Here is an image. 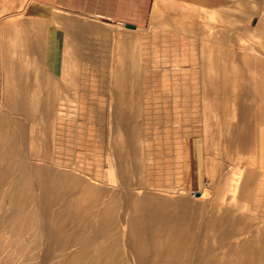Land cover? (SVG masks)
Here are the masks:
<instances>
[{
	"label": "rangeland",
	"instance_id": "obj_1",
	"mask_svg": "<svg viewBox=\"0 0 264 264\" xmlns=\"http://www.w3.org/2000/svg\"><path fill=\"white\" fill-rule=\"evenodd\" d=\"M243 1L238 28L165 5L130 29L0 0V264H264V11ZM58 15L98 35L14 36Z\"/></svg>",
	"mask_w": 264,
	"mask_h": 264
},
{
	"label": "crops",
	"instance_id": "obj_2",
	"mask_svg": "<svg viewBox=\"0 0 264 264\" xmlns=\"http://www.w3.org/2000/svg\"><path fill=\"white\" fill-rule=\"evenodd\" d=\"M39 2L55 5L64 9L68 13H84L96 17H105L114 21H123L127 24H133L140 26L143 22L150 20L152 10L154 6L159 9V6L171 5V8L177 9V13L183 10L180 6H187V19L196 20L200 19L198 14H202V18L205 20L208 13L215 17L216 13L219 16V21H234L238 28L237 23L242 22L243 19V0H37ZM260 4V12L264 11V0H257ZM216 17V18H217ZM212 18V17H211ZM215 18V20H216ZM51 18L46 16L44 18H34L27 24L24 30L14 36L29 34V31L33 33V24L36 21H41V27L46 30L45 35L58 36L62 38V43L65 45L75 44L82 47V41L79 38H83L86 34L98 35V25L90 23H83L75 20L72 17L56 16L57 22L61 23L62 32L58 31V28L53 29L48 21ZM214 20V19H213ZM48 24V25H47ZM68 30V31H66ZM64 51H82L80 49H68L64 48ZM251 186L252 182H248ZM221 196V194H220Z\"/></svg>",
	"mask_w": 264,
	"mask_h": 264
},
{
	"label": "bare ground",
	"instance_id": "obj_3",
	"mask_svg": "<svg viewBox=\"0 0 264 264\" xmlns=\"http://www.w3.org/2000/svg\"><path fill=\"white\" fill-rule=\"evenodd\" d=\"M207 185V184H206ZM130 198V197H129ZM150 212V211H149ZM145 215V214H144ZM162 217H164V216H162ZM141 224V223H140ZM155 224H162L160 227H161V229H164V225L165 224H170V221H168V220H163V221H160V222H157V223H155ZM145 231V230H144ZM147 232V231H146ZM163 233H160V235L161 236H163L162 235ZM182 235V234H181ZM180 238H181V236H180ZM183 238V237H182ZM148 240V239H147ZM179 240H181V239H179ZM179 240H177L175 243L176 244H178L179 243ZM175 250H177V249H175ZM173 251V250H172ZM174 252V251H173ZM216 257V256H215ZM250 259V258H249Z\"/></svg>",
	"mask_w": 264,
	"mask_h": 264
},
{
	"label": "water",
	"instance_id": "obj_4",
	"mask_svg": "<svg viewBox=\"0 0 264 264\" xmlns=\"http://www.w3.org/2000/svg\"><path fill=\"white\" fill-rule=\"evenodd\" d=\"M126 28L135 29L136 26L133 24H126ZM197 195H200V193L198 192Z\"/></svg>",
	"mask_w": 264,
	"mask_h": 264
}]
</instances>
